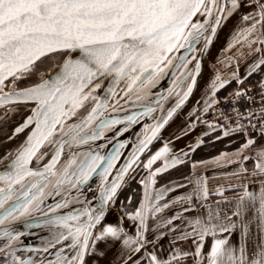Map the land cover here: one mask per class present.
Masks as SVG:
<instances>
[{"label": "snow or ice", "instance_id": "snow-or-ice-1", "mask_svg": "<svg viewBox=\"0 0 264 264\" xmlns=\"http://www.w3.org/2000/svg\"><path fill=\"white\" fill-rule=\"evenodd\" d=\"M0 264H264V0H0Z\"/></svg>", "mask_w": 264, "mask_h": 264}, {"label": "trees", "instance_id": "trees-1", "mask_svg": "<svg viewBox=\"0 0 264 264\" xmlns=\"http://www.w3.org/2000/svg\"><path fill=\"white\" fill-rule=\"evenodd\" d=\"M209 142L204 146L200 147L195 154L193 155V159H203L210 156L215 155L218 151L223 148H233V144L229 142L228 138H222L219 141L212 140V137L206 138ZM235 137H233V140ZM133 188H136L137 185L133 183ZM123 198V197H122Z\"/></svg>", "mask_w": 264, "mask_h": 264}, {"label": "crops", "instance_id": "crops-1", "mask_svg": "<svg viewBox=\"0 0 264 264\" xmlns=\"http://www.w3.org/2000/svg\"><path fill=\"white\" fill-rule=\"evenodd\" d=\"M241 71H243V69H241ZM208 118H209V117H208ZM201 130H202V128H197V130H196L194 133H192L191 136H195V135L199 134V132H200ZM204 130H206V129H204ZM165 135H167V133H165ZM191 136H190L189 138L185 139V140L180 141V142L177 144V147H182L184 143H187L188 140L191 139ZM208 137H212L211 134H209ZM208 137H207V138H208ZM212 140H214V139L212 138ZM232 150H233V148H223V149H221L220 151H218L215 155H218L219 152H221V151H232ZM215 155H213V156H215ZM210 157H212V156H210ZM210 157L203 158V159H197V160H208ZM190 170H191V169H190V167H188V166H184V167L181 168V171L183 172L184 175H188L189 172H190ZM207 174H211V169H209V172H208ZM169 178H171V179H177L178 177H177L176 173L173 171V172L171 173V175H170ZM210 186H211V184H210Z\"/></svg>", "mask_w": 264, "mask_h": 264}, {"label": "built area", "instance_id": "built-area-1", "mask_svg": "<svg viewBox=\"0 0 264 264\" xmlns=\"http://www.w3.org/2000/svg\"><path fill=\"white\" fill-rule=\"evenodd\" d=\"M213 118V116L212 115H209V119H212Z\"/></svg>", "mask_w": 264, "mask_h": 264}]
</instances>
